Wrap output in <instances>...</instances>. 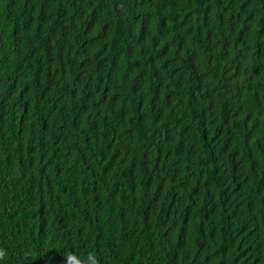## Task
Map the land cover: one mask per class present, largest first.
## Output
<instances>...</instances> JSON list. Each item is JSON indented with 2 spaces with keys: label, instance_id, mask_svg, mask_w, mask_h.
I'll return each instance as SVG.
<instances>
[{
  "label": "trees",
  "instance_id": "1",
  "mask_svg": "<svg viewBox=\"0 0 264 264\" xmlns=\"http://www.w3.org/2000/svg\"><path fill=\"white\" fill-rule=\"evenodd\" d=\"M264 264V0H0V264Z\"/></svg>",
  "mask_w": 264,
  "mask_h": 264
},
{
  "label": "snow or ice",
  "instance_id": "2",
  "mask_svg": "<svg viewBox=\"0 0 264 264\" xmlns=\"http://www.w3.org/2000/svg\"><path fill=\"white\" fill-rule=\"evenodd\" d=\"M52 264H59V262L58 261H53Z\"/></svg>",
  "mask_w": 264,
  "mask_h": 264
}]
</instances>
